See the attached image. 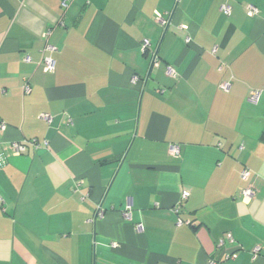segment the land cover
Returning a JSON list of instances; mask_svg holds the SVG:
<instances>
[{"label":"crops","instance_id":"0c3cea01","mask_svg":"<svg viewBox=\"0 0 264 264\" xmlns=\"http://www.w3.org/2000/svg\"><path fill=\"white\" fill-rule=\"evenodd\" d=\"M0 150V264H264V0H0Z\"/></svg>","mask_w":264,"mask_h":264},{"label":"built area","instance_id":"2783aa9c","mask_svg":"<svg viewBox=\"0 0 264 264\" xmlns=\"http://www.w3.org/2000/svg\"><path fill=\"white\" fill-rule=\"evenodd\" d=\"M64 5L66 6L65 2H64ZM222 9H223V12L225 14H230V12H231V7L229 5H226V4L223 5ZM256 12H257V8H255L254 6L250 5L249 6V14H254ZM155 19H156V22L159 23L163 28L166 27L167 21L164 18H162L160 13H157ZM50 34H51V29H49L46 32V36L48 37ZM186 40L190 41V38L188 37ZM149 47H150L149 41L145 40L143 42L144 50L145 51L149 50ZM55 49H56L55 46L50 44V43H48L46 45V47H45V51L49 50L50 52H53ZM42 63H43V68H44V70L46 72H52V71L55 70L56 62H55V59L52 57L51 54H44ZM157 64H158V60H157L156 55H154V57H153V65H157ZM167 73L170 76H176V73H175L174 69L171 66L167 67ZM220 87H221V89L227 91L230 88V84L227 83V82H223V83L220 84ZM30 90H31L30 85L29 84H25V91L26 92H30ZM259 97H260V91L259 90H252L250 92V94H249L248 100L251 103H257L258 100H259ZM41 117H43L47 121H51V116L48 115V114H42ZM40 146L41 145H40L39 141L37 139H35V138H33V139H24L23 141H14V142H11L9 144L10 150L12 151L13 154H16V155H20V154L26 153L30 147L33 150H38L40 148ZM170 152L174 156H180V148H179V146L172 145L171 149H170ZM0 155H1V150H0ZM242 176H243V178H246L247 176H249V169H247V168L243 169ZM241 194H242L244 200L250 201V200H252L254 198V196L256 194V190H255V188L252 185H249L248 187H245V188H243L241 190ZM189 195L190 194H189L188 191H184L183 192V198H187ZM98 214L102 215L101 209H99ZM182 222L183 221L180 219L179 223H182ZM226 238L228 240H230V241H233V237H232L231 234H227ZM224 245H225V238L221 239L219 246L223 247ZM258 250H259V248L256 249V251H258ZM235 256H236L235 253L228 252V253L225 254V258L224 259L233 258ZM218 263H219V260H216L214 258H210L208 260L207 264H218Z\"/></svg>","mask_w":264,"mask_h":264},{"label":"trees","instance_id":"16d2710c","mask_svg":"<svg viewBox=\"0 0 264 264\" xmlns=\"http://www.w3.org/2000/svg\"><path fill=\"white\" fill-rule=\"evenodd\" d=\"M211 258H213V257H211ZM224 258H225V254L223 256H221V258H219V260H222ZM214 259H216V258H214ZM216 260H218V259H216Z\"/></svg>","mask_w":264,"mask_h":264}]
</instances>
